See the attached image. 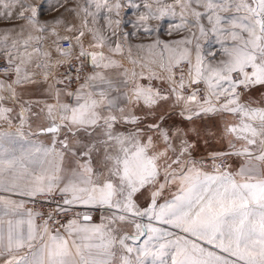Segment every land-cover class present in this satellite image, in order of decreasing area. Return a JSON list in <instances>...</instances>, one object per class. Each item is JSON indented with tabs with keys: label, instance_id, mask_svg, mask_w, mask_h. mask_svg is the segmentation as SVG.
<instances>
[{
	"label": "snow or ice",
	"instance_id": "obj_1",
	"mask_svg": "<svg viewBox=\"0 0 264 264\" xmlns=\"http://www.w3.org/2000/svg\"><path fill=\"white\" fill-rule=\"evenodd\" d=\"M0 264H264V0H0Z\"/></svg>",
	"mask_w": 264,
	"mask_h": 264
}]
</instances>
